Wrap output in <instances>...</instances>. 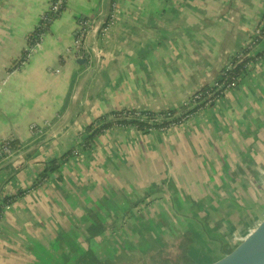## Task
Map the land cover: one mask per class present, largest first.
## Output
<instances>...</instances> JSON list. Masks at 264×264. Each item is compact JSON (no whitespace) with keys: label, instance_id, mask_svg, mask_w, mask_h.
Segmentation results:
<instances>
[{"label":"crops","instance_id":"crops-1","mask_svg":"<svg viewBox=\"0 0 264 264\" xmlns=\"http://www.w3.org/2000/svg\"><path fill=\"white\" fill-rule=\"evenodd\" d=\"M107 3L68 0L41 44L9 70L49 0H0V147L14 136L16 149L0 167V264L105 260L167 239L176 216L179 232L199 222L193 203L229 217L264 199L253 168L264 165V56L180 123L115 126L84 145L102 115L178 108L213 83L261 21L264 0H116L99 33ZM97 14L80 64L77 18ZM263 50L260 42L254 53ZM54 160L58 169L39 180Z\"/></svg>","mask_w":264,"mask_h":264},{"label":"trees","instance_id":"trees-1","mask_svg":"<svg viewBox=\"0 0 264 264\" xmlns=\"http://www.w3.org/2000/svg\"><path fill=\"white\" fill-rule=\"evenodd\" d=\"M116 0H109V3L104 6V11L106 15L104 16L100 32L108 26L111 16L113 15V7L112 3ZM68 0H64V4L61 6V9L58 13L52 15V22L60 16L61 12L66 9ZM99 14L85 16L81 15L77 18L78 21L88 20L90 18H98ZM264 19V13L262 18ZM44 31L43 26H39L38 24L34 27L32 31H30L26 35V45L22 49L19 56H17L11 63L9 70H15L16 67L25 61L29 51H31L32 47L41 41L42 33ZM83 29L77 30L76 39L82 36ZM260 42H264V26L261 28L259 34L253 37V40L247 45L240 48L235 54H233L230 58H228L227 63L231 65L230 68H227L224 65L216 74L215 80L213 83H205L203 84L198 90H196L193 95L189 98V103L187 105H180L178 108L166 109L161 111H153L148 109H141L139 111V115H135L134 112L138 111V108H123L120 110L112 111L108 114H114L115 119H109L108 114L100 116L97 120L93 123H90L86 127L85 134V143L84 145L87 146L95 141V139L101 135L106 129L113 128L115 126H127L134 124L138 128H140L143 132H150L155 128H168L174 124L180 123L190 117L195 111L200 109L203 106H211L213 105L217 99L221 98L226 91L232 87L233 83L237 85L239 83V79L245 75L250 67L252 62H256L258 59L264 56V50L262 52H255L254 49L256 48L257 44ZM80 53H84L83 51L79 50ZM15 141V140H14ZM71 153V150L69 151ZM63 156L62 159H65L67 155ZM59 162L58 160L52 161L50 165L46 167V169L40 175L41 178L39 180H43L46 176H48L51 172L58 169ZM7 202H11L14 198L7 197L5 198ZM136 203H134L135 205ZM197 208V207H196ZM193 206L191 207V213H196L194 219L199 220L200 223L202 222L204 225H207L204 221L203 213L201 214L198 210ZM181 210H186L182 208ZM178 211H180L178 209ZM177 212L175 213V215ZM195 215V214H193ZM199 215H202L199 217ZM174 226H172V230L170 233L175 236V240L168 242L163 248H155L152 246V251L150 253L151 261L153 264H159L157 262L158 254L162 253L169 245L173 247H177L178 251L176 253V257L171 261V263L178 264L181 260L185 259V250L183 248L184 242L188 239V235L190 232H183L178 231L180 230V225L182 223L181 218L178 216L175 217ZM196 222V221H194ZM201 223V224H202ZM191 225V224H190ZM210 232L213 233L208 225L206 226ZM179 232V233H178ZM183 233L185 235H183ZM214 234V233H213ZM180 237V238H178ZM178 238V239H177ZM157 255V257H155ZM178 258V259H177ZM137 261H140V264H148L145 258L139 257L136 253H123L119 251L115 257V260L112 263L107 264H138ZM170 264V263H169Z\"/></svg>","mask_w":264,"mask_h":264},{"label":"water","instance_id":"water-1","mask_svg":"<svg viewBox=\"0 0 264 264\" xmlns=\"http://www.w3.org/2000/svg\"><path fill=\"white\" fill-rule=\"evenodd\" d=\"M87 61L78 58L80 64ZM195 264H264V199Z\"/></svg>","mask_w":264,"mask_h":264},{"label":"built area","instance_id":"built-area-1","mask_svg":"<svg viewBox=\"0 0 264 264\" xmlns=\"http://www.w3.org/2000/svg\"><path fill=\"white\" fill-rule=\"evenodd\" d=\"M63 4H64V0H49L48 9L46 11L42 12L41 17H40L41 19L38 23L39 26L41 25L44 27V31L42 33L41 41L36 43L32 47L31 51L36 49V47H38L41 44V42L43 41L45 35L48 34V32L50 31V25H51L50 23L52 21V15L58 13ZM112 7L114 10L116 7V1H114L112 3ZM101 14L102 15L104 14V16H105L106 12L101 11ZM113 20H114V13L111 16V19H110L108 26L113 22ZM97 22H98V18H90L88 20L78 21L79 29L84 30L82 33V36L76 39L75 45H74V50L72 52L78 58L82 57L79 50L83 51L85 54L86 51L89 49V48L87 49L88 45L85 43V39H86V36L90 33V31L94 30L97 27ZM108 26H106V29L108 28ZM263 26H264V19H262L258 23L257 27L255 28V30L250 35L251 39H250V41L247 42L246 46L253 40V37L255 35L259 34V32ZM67 51L69 52L70 50L68 48H66L64 52L66 53ZM226 67L230 68L231 65L229 63H227ZM234 86H235V83H233L232 87H234ZM188 103H189V99L186 100L182 104L187 105ZM140 110L141 109L134 112V114L139 115ZM108 118L109 119H115V116H114V114H108ZM14 140H15L14 136H8V137L3 139L2 143H1V147H0V167H2L6 163H9L12 160V158L14 156V152L16 151V149L14 147ZM255 166L256 165H254L253 168L256 169L258 172H260L264 178V165H257L256 167ZM263 186H264V184H263ZM257 196H258V194H257ZM244 201H247L246 197L244 198ZM247 212H248V208L240 207L238 210H236L235 214L232 215L231 217L227 218L222 214L223 221H225L227 223V231L230 230L233 226L237 225L240 221H242L243 218L246 216ZM215 231L218 234L223 235V233L221 231H218L216 229H215Z\"/></svg>","mask_w":264,"mask_h":264},{"label":"rangeland","instance_id":"rangeland-1","mask_svg":"<svg viewBox=\"0 0 264 264\" xmlns=\"http://www.w3.org/2000/svg\"><path fill=\"white\" fill-rule=\"evenodd\" d=\"M250 39H251V36L248 37L246 44L248 41H250ZM246 44L244 46H246ZM66 53H69V52L67 51ZM85 55L86 54L81 53V56H82L81 58H85L86 57ZM226 64H227V62H226ZM170 194H173V192L170 191ZM200 201H202V197L200 198ZM137 204H139V202L136 203L134 205V207L137 206ZM193 206H194V203L190 207H193ZM183 208L186 209L185 206ZM158 209L161 210V208H158ZM179 209H180V207H179ZM196 210H198L201 214L203 213V211L200 209V206L198 204H197ZM184 211L185 210H180V212H184ZM235 211H236V209H235ZM194 214L196 215V213H194ZM232 215H234V214H232ZM200 216H202V215H199V217ZM203 216H204V221L205 222L207 221L206 224L208 226H211L209 223L208 216L205 215L204 213H203ZM224 216L226 217V215H224ZM231 216H229V217H231ZM201 223H200V221L194 222V223H188V224H186L185 228L183 229V230H185L184 233L187 231L190 233L188 235V239L183 244V248L185 250V256L186 257H185V259L181 260V262L178 264H195V263H197L208 253V251L211 249V247L217 241V239L222 237V235L218 234L216 231H213L214 234L210 232V235H209V232H208L209 230L206 227L207 225H204L203 223L202 224ZM189 224H191V225H189ZM209 228L212 229V226ZM171 233H172V231H171ZM171 233L168 230V233L165 234L167 239H164L163 237H162V239H159L160 237H157L156 239H159L157 244H154L153 240H151V238H148L147 242H146V248L143 246V248H141V249L134 250L133 253L138 252L137 255L139 257H141L142 259L145 258L146 261L148 262V264H153V261H151V258H150L152 246H155V248H157V249L163 248L166 244H168L169 241L175 240V238H174L175 236ZM184 233H183V235H185ZM178 238H180V237H178ZM145 240L146 239H143V241H142L143 244H144ZM139 245L140 244L133 245L132 248H135L136 246H139ZM177 251H178L177 247H173V246L169 245L162 253L158 254V257H157V255L155 256V257H157V262L159 264H169V263L174 264V263H171V261H173V259L176 257ZM83 261L86 262V259L84 258ZM137 262H138V264H140V261H137Z\"/></svg>","mask_w":264,"mask_h":264},{"label":"bare ground","instance_id":"bare-ground-1","mask_svg":"<svg viewBox=\"0 0 264 264\" xmlns=\"http://www.w3.org/2000/svg\"><path fill=\"white\" fill-rule=\"evenodd\" d=\"M247 202H249V200H247ZM200 209L203 211V213L205 215L208 216L209 219V223L210 225H212V229L209 228L212 232L216 230L221 231L223 233V235H225L227 232V223L225 221H223L222 219V213L218 210H215L211 207H205L204 205H202L200 207ZM236 211H234L233 214H235ZM211 227V226H208ZM229 231V230H228Z\"/></svg>","mask_w":264,"mask_h":264},{"label":"flooded vegetation","instance_id":"flooded-vegetation-1","mask_svg":"<svg viewBox=\"0 0 264 264\" xmlns=\"http://www.w3.org/2000/svg\"><path fill=\"white\" fill-rule=\"evenodd\" d=\"M154 244H156V243L154 242ZM119 251H122L123 253L125 252L127 254L130 252H133V251L118 250L117 253ZM117 253L113 257H110L109 259H105V260H99V259H97L96 256L82 255V256H79V258L75 264H107V263H112L115 260ZM136 254H138V253H136ZM84 257H86V258L89 257L86 262L83 261ZM64 264H66L65 255H64Z\"/></svg>","mask_w":264,"mask_h":264}]
</instances>
